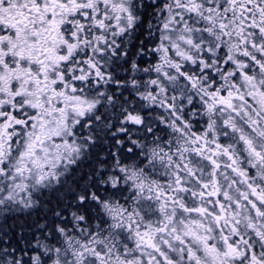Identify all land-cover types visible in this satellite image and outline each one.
<instances>
[{
	"label": "snow or ice",
	"instance_id": "6c2138e0",
	"mask_svg": "<svg viewBox=\"0 0 264 264\" xmlns=\"http://www.w3.org/2000/svg\"><path fill=\"white\" fill-rule=\"evenodd\" d=\"M0 264H264V0H0Z\"/></svg>",
	"mask_w": 264,
	"mask_h": 264
}]
</instances>
